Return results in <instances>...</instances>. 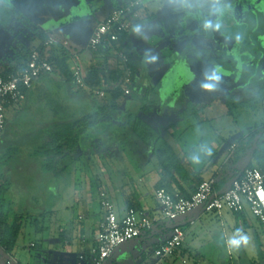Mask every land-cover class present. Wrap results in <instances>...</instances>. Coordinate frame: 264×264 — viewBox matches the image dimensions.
<instances>
[{
    "label": "crops",
    "instance_id": "1",
    "mask_svg": "<svg viewBox=\"0 0 264 264\" xmlns=\"http://www.w3.org/2000/svg\"><path fill=\"white\" fill-rule=\"evenodd\" d=\"M110 1L114 2V7L104 15L97 27L127 0ZM152 1L155 0H149L147 10L134 23L132 31L125 36L122 43L123 50L130 55L134 64L135 79L131 95L117 102V110L109 91L117 87L123 69L118 57L108 50H89V39L96 27L88 35L84 49L80 47L79 38L76 41L80 45L75 51L69 50L70 43L67 40L57 39L59 44L54 49L57 54L66 53L71 75L77 62L82 65L86 77L91 73L93 89L105 91L104 99L76 91L71 80H67L59 72H54L40 78H46L45 80H37L23 105L9 110L7 114V128L0 144L5 142L11 123L21 117L23 109L36 91L47 97L49 86L57 84L64 87L69 82L71 92L87 105L83 111L67 112L65 100H58L55 102L58 109L39 127L42 146L51 144L54 137H63V153L53 160H43L57 164L56 178H65L71 170V176H74L75 200L82 210L80 226L69 220L68 216L55 225V205L49 208L46 213L49 224L41 230V250H44L41 264H92L94 251L98 247L100 225L105 215L101 206L103 192L107 194L120 218L133 209L159 219L161 211L155 200L157 190L163 189L173 195L189 198L200 183L214 180L216 190L223 192L234 179L243 175L248 166L255 165L250 151H246V138L251 131L244 134L239 130L237 132L241 139L228 142L224 139L228 131L204 129L203 126L209 122L210 116H213L219 106L223 108L224 115L233 117V113L226 109L227 97L234 95L240 103L250 101L253 85L251 78L256 76V81H264V69L255 73L249 51L245 52L241 47V41L245 42L244 35L247 32L238 27L243 24L246 12L256 9V5L251 4L250 0H240L243 2L242 7L244 4L247 6L240 19L236 20V15L228 17L227 14L235 10L239 0H235L233 4H227L226 0H157L159 7L153 10L150 8ZM164 20L169 21L166 29L160 27ZM206 21L211 22L212 28L205 29ZM216 24L220 25L218 29ZM16 50L17 55L0 59V75L17 65L15 58L21 55L22 48L18 47ZM146 52L158 59L154 63H148L145 59ZM226 54L231 58L229 62L225 59ZM247 65L251 67L248 72L245 71ZM214 72L220 77L219 81L208 79ZM202 84H213L214 89L204 90ZM255 84L254 88L258 91L264 87V82ZM190 105L199 110L197 116L189 113ZM262 105L264 109V100ZM145 106L149 107L148 113L142 112ZM206 110L212 114L205 113ZM251 111H254L253 107L236 110L237 114L249 118ZM89 116L92 117L89 120L92 124L85 125L86 123L81 122L76 126L78 121ZM134 116L142 117L157 132L161 141L173 148L180 159L178 171H163L153 154L152 144L143 143L131 129L130 119ZM262 128L264 126L257 128L255 132ZM68 134L73 135L75 140L69 141ZM231 136L232 132L229 133V137ZM261 137L262 134L255 141L253 150ZM207 148H211V155L206 154ZM193 155L200 157L199 163L192 162L190 157ZM104 163L110 165L112 175L102 169L99 173L86 165L81 168V164ZM10 182L7 174L0 171V185H10ZM54 184L56 183L52 185ZM59 184L58 182L56 186ZM51 193L54 195V189ZM2 211L5 213L4 209ZM207 214L221 220L223 225L232 221L240 222L243 230L252 238L247 248L239 251L240 258L250 257L251 264H264L262 225L249 211L237 215L227 210L221 213L200 211L179 221L177 225L185 232L183 247L177 255L161 264H172L175 260L185 262L189 258V248L192 246V241L188 240L189 234L196 233L198 225L207 219ZM172 227L173 224L161 221L154 231L145 233L135 241L143 246L154 244L158 249L170 238ZM37 247L35 243L29 245V249ZM246 249L252 250L250 256ZM2 254L8 257L5 261L0 260V264H6L9 259L16 264L11 254L6 253L0 246V255ZM113 259L118 264H136L139 261L135 254L122 248L110 260Z\"/></svg>",
    "mask_w": 264,
    "mask_h": 264
},
{
    "label": "rangeland",
    "instance_id": "2",
    "mask_svg": "<svg viewBox=\"0 0 264 264\" xmlns=\"http://www.w3.org/2000/svg\"><path fill=\"white\" fill-rule=\"evenodd\" d=\"M242 1L237 3L235 10L232 11L233 15H236V20L240 19L247 6L244 4L242 7ZM250 1L251 4L256 5L257 13L252 18L249 16L243 18V23L249 28L244 35L245 42H243L245 46L250 45L247 51L252 57L251 60L254 64L252 68L255 73H259L264 69V49H261L259 42L255 40L258 35H255L256 31L253 28L257 24L259 30L262 31L264 27V0ZM113 4L114 2L110 0H0V59L4 60L5 56L17 55L18 47L25 51H32L33 48L40 45L42 35L58 41L67 40L70 43L69 50L75 51V48L80 44V47L84 49L88 35L103 20L104 15L114 7ZM158 7L157 0L150 3L152 10ZM227 15L230 16V14ZM168 25L169 21L164 20L160 27L166 29ZM76 38L81 40L80 44H77ZM79 49L81 50V48ZM130 54L132 55V52ZM225 59L229 62L231 58L226 54ZM248 68L251 67L247 65L246 72L249 71ZM255 77L251 78L253 85L252 95L249 99L254 111L249 113L250 118L237 114L236 110L241 108L230 110V106H227L229 99L232 100V103H234L233 101L237 104L240 103L236 96L231 95L227 97L226 109L233 113V117L229 118L224 115L223 108L219 106L215 109L213 116H210L209 122L204 124V129L228 131L224 139L234 142L241 139L237 131L241 130L244 134L249 131L255 133L257 128L260 129L264 126L262 94L257 88H254L255 83L259 84L264 81H256ZM49 87L47 97L41 95L40 92H34L23 109L21 117L11 123L5 142L0 144V171L7 174L11 181L10 185L6 187V192L0 191V203L6 214L4 223L11 225L17 221V217L21 222L17 242L10 252L16 264H41V254L44 252L41 250V230L49 224L46 213L53 205L56 210V214L53 216L55 225L66 216L74 224L81 225L79 217L82 215V210L79 209L75 200L74 176H71V170H69L65 178H56V171L46 170L45 165L48 163L43 160L46 157L40 150L43 142L39 127L55 113L56 108L58 109L55 105L58 100H65L67 112L81 109L83 111L87 105L85 101L77 98L71 92L69 82L64 87L57 84ZM232 103L231 105H233ZM198 112V109L192 105L189 106V113L197 116ZM204 112L212 114L208 110ZM230 132L233 133L231 137H229ZM259 137L260 134L257 139ZM259 148L261 152H264V137ZM81 165V168L86 165L87 168H93L99 173L102 169V171L105 170L109 174H113L110 165L106 163ZM56 180L61 185L56 186L58 183ZM53 183L56 184L53 186ZM52 189H54V195L51 193ZM206 217L207 219L198 225L196 233L189 234L188 240L192 241L189 258L185 259V262L175 260L172 264H204V262H207L206 264H251L250 257L240 258L239 252L229 254L223 246L228 235L236 228H242L240 222L235 221L234 224L232 221V223L223 225L222 221L214 218L213 215L207 214ZM30 243H35L38 247L29 249ZM122 250H128L135 254L136 259H139L136 264L159 262L155 254L157 248L154 244L149 243L143 246L142 243L134 241L123 246ZM251 251L246 249L248 256ZM7 257L2 254L0 260L5 261ZM108 264L118 263L116 259H113Z\"/></svg>",
    "mask_w": 264,
    "mask_h": 264
},
{
    "label": "built area",
    "instance_id": "3",
    "mask_svg": "<svg viewBox=\"0 0 264 264\" xmlns=\"http://www.w3.org/2000/svg\"><path fill=\"white\" fill-rule=\"evenodd\" d=\"M149 0H127L115 10L93 32L89 39L88 48L97 52L108 50L127 66L129 57L122 48L121 36L129 34L142 13L147 10ZM55 39L50 38L45 46H56ZM53 66L45 60L40 52L30 54L24 69L7 79L0 78V142L3 140L9 110L20 108L26 100V91L41 77L53 73ZM73 85L78 92H87L95 98L104 99L106 92L90 88L86 83V75L82 65L77 62L72 71ZM125 95L131 94L134 76L127 68L123 78L118 83ZM155 200L160 207V217L152 218L148 214L128 210L120 218L105 192L101 195V206L104 211V221L100 225L98 247L94 251L92 264H106L115 252L123 246L134 242L147 232L156 229L159 222L173 224L170 238L159 247L155 254L161 264L178 254L184 244L185 234L178 222L197 212L221 213L227 210L233 214L242 215L249 211L262 225L264 231V167H252L244 171L243 176L234 180L231 186L223 192L216 190L214 180L202 182L189 197L173 195L159 189ZM6 264H14L12 259Z\"/></svg>",
    "mask_w": 264,
    "mask_h": 264
},
{
    "label": "trees",
    "instance_id": "4",
    "mask_svg": "<svg viewBox=\"0 0 264 264\" xmlns=\"http://www.w3.org/2000/svg\"><path fill=\"white\" fill-rule=\"evenodd\" d=\"M227 4L228 3H234L235 0H226ZM121 7V6H120ZM118 7V8H120ZM117 8V9H118ZM116 9V10H117ZM257 13V9H252V10H248V12H246V16H249L250 18L254 17L255 14ZM230 16L233 14L232 10L229 12ZM229 16V17H230ZM243 32H248L249 28L246 26V24H241V26H238ZM252 29V28H251ZM255 32L256 36V41L259 42V45L261 46V49H264V27L262 29V31L259 30L258 25L255 24L254 28H253ZM259 30V31H258ZM260 32V33H259ZM126 35H122L121 36V43H123V40L125 39ZM50 38L42 35L40 37V45L33 48L32 51H25L24 49H22L21 55L17 56L15 59L17 61V65L13 68H9L7 69V71H5L4 73H2L0 75V78L3 79H7L9 76L16 74L17 72L21 71L22 69H24L28 63L29 60V56L32 52L34 51H38L40 52L41 56L47 60L54 68V72H59L60 74H62L64 77H66L67 80H71L73 82V78L72 75L69 71L68 68V64H67V56L66 53L63 52L62 54H57V52L55 51V47H51L48 48L45 46V43L49 40ZM243 42V41H242ZM241 42V43H242ZM242 49L246 52L247 49L250 48V45L248 44L247 46H245V43L243 42V44L241 45ZM127 56L129 57L130 61L129 64L127 66H125L119 59L120 62V66L122 67V76L120 77V80L123 78L124 76V72L127 68L131 69L133 72V76L135 79V72H134V64L132 63V60L130 58V55L128 53H126ZM52 74V73H51ZM50 75V74H48ZM92 79V74L90 73L87 77H86V83L90 88H94L93 85L91 83ZM119 80V82H120ZM118 82V83H119ZM98 85V84H95ZM134 86V84H133ZM133 86L131 87V92L133 89ZM30 90L26 91V96L28 94ZM261 94H262V100H264V87L260 90ZM110 94V98L112 99L113 102H115V109H118V101H121L129 96L125 95V93L123 92V90L121 89V87L119 86V84L117 85V87L115 89H113L112 91H109ZM232 99V98H231ZM234 103H232V100L229 99V101H227V106H230V110L235 108V109H239V108H246V107H252V102L251 101H247V102H243V103H239L237 104L235 101H233ZM231 103L233 105H231ZM229 110L230 113H232ZM149 111V107L145 106L142 108V112L143 113H148ZM197 113V112H196ZM92 117H87L82 121H78L76 124V126H78L81 122L82 123H86L85 125H90L93 122H89V120H91ZM130 127L133 130V132L137 135V137L146 145L152 144V151L154 156L156 157L159 165L162 167L163 171L165 173H170L173 170L178 171L179 167H180V159L179 157L175 154L173 148L168 145L165 144L164 142L161 141V138L159 137V135L157 134V132L149 125L147 124L146 121H144L142 119V117L139 116H134V118L130 119ZM88 121V122H86ZM259 134H262V137L260 138V140L258 141L257 147L255 150H253V146L255 141L257 140V136ZM69 138V141H74L75 138L73 137V135L68 134L67 139ZM263 137H264V128H262L259 132H255V133H251L247 138H246V142H248L247 145V150L246 151H250L251 156L253 158V161H255V165H250L248 166V168H252V167H259L262 168L264 167V152H261L259 146L260 144L263 142ZM63 137H54L53 141L51 144H47L44 145L40 148V150L42 151V153L45 155V157L48 160H53L54 158H56L57 156H59L60 154L63 153V149L65 146H63L62 142H63ZM68 144L66 146L69 145V142H67ZM46 170L47 171H57V164H53V163H48L45 165ZM246 168V169H248ZM243 176V175H242ZM8 184H2L0 185V191H2L3 193L7 191V187ZM138 212V211H136ZM5 213L2 211V206L0 203V246L1 248L8 254H10V252L13 250L16 242H17V238L19 236L20 233V229H21V222H20V218L17 217L16 220L13 224L9 225L5 222Z\"/></svg>",
    "mask_w": 264,
    "mask_h": 264
},
{
    "label": "clouds",
    "instance_id": "5",
    "mask_svg": "<svg viewBox=\"0 0 264 264\" xmlns=\"http://www.w3.org/2000/svg\"><path fill=\"white\" fill-rule=\"evenodd\" d=\"M205 29L212 28L211 22H205ZM215 27L218 29L220 27L219 24H216ZM139 31L138 29L136 30ZM145 59L148 63H154L158 57L155 55H150L148 52L145 53ZM219 71V70H217ZM208 79L219 81L220 77L214 72L212 76L208 77ZM202 89L211 91L214 89L213 84H202ZM211 148L205 149L207 155H211ZM193 163H199L200 157L193 155L190 157ZM251 236L246 233L243 228H236L230 235H228L224 240V248L227 253L231 254L233 252H239L241 248H247V246L251 242Z\"/></svg>",
    "mask_w": 264,
    "mask_h": 264
},
{
    "label": "water",
    "instance_id": "6",
    "mask_svg": "<svg viewBox=\"0 0 264 264\" xmlns=\"http://www.w3.org/2000/svg\"><path fill=\"white\" fill-rule=\"evenodd\" d=\"M237 179H238V178H237ZM234 180H236V179H234ZM234 180H233V181H234ZM233 181H232V182H233ZM232 182H231V184H232ZM231 184L229 185V187L231 186ZM229 187H228V188H229ZM228 188H227V189H228ZM125 264H132V263L130 262V263H125Z\"/></svg>",
    "mask_w": 264,
    "mask_h": 264
}]
</instances>
